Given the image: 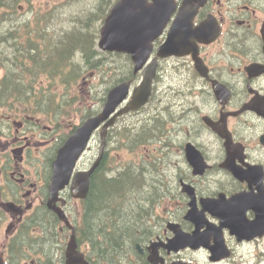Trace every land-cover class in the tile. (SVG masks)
<instances>
[{
	"label": "flooded vegetation",
	"instance_id": "1",
	"mask_svg": "<svg viewBox=\"0 0 264 264\" xmlns=\"http://www.w3.org/2000/svg\"><path fill=\"white\" fill-rule=\"evenodd\" d=\"M188 1H192L193 6L190 7ZM176 2L173 18L179 14L189 16L187 21L193 22V30H199L195 32L191 46L183 45L185 50L192 52L191 55L165 60L176 61L167 63L175 70L173 77H165L164 66L157 79L165 84L171 106L165 109L164 118L147 116L146 135H160L154 152L160 154L161 161H167L177 152L179 162L177 160L173 175L169 174V161L160 163L159 168L150 164L143 173H153L156 177H141L143 187L149 192L154 184L163 182L167 194L165 182L174 179L176 195L168 198L171 201L177 195L187 200L180 186L182 181L195 187L198 199L222 195L229 200L241 193L257 195L259 189L264 190V116H258L264 114V0ZM192 12L195 13L191 18ZM168 29L166 26L162 30L155 48L164 43ZM1 45L6 47V42ZM198 59L207 70L202 69ZM214 82L222 88H215ZM214 127L225 128L226 135H230V146L224 147V140ZM174 139L175 144L172 143ZM183 139L198 149L209 165L204 175L193 174L185 158ZM64 141L65 126L61 123L49 125L40 117L19 120L16 116H7L0 104V264H67L69 238H66L71 228L65 227V222L57 219L49 209L53 162ZM94 144L97 145L96 138L91 150ZM227 148L240 154L235 166L248 172L242 179L222 168ZM155 153L150 154L156 156ZM90 167L89 163H83L80 169ZM255 170L261 182L250 187ZM93 176L98 182L102 181L100 168ZM133 186L141 187V184L137 181ZM71 187L70 183L60 192L61 209L68 221L78 234L102 235L103 221L100 218L94 220L93 207L89 212L92 187L86 198L73 197ZM159 207L161 205L151 204L147 208L146 219L138 225V242L128 245V248H135L136 258L113 256L109 260L98 245L96 255L89 257L86 254L88 263L149 264L147 251L152 241L147 242V235H144L153 223L148 220L155 218L156 227L170 219L158 213ZM181 211L184 212V206ZM249 214L253 215V212L249 211ZM91 224L96 226L95 232H92ZM185 225L191 232V225ZM88 246L89 242L84 248ZM160 254L167 257L165 262L173 260L163 250Z\"/></svg>",
	"mask_w": 264,
	"mask_h": 264
},
{
	"label": "trees",
	"instance_id": "2",
	"mask_svg": "<svg viewBox=\"0 0 264 264\" xmlns=\"http://www.w3.org/2000/svg\"><path fill=\"white\" fill-rule=\"evenodd\" d=\"M22 1L27 3L30 9L34 8V6H32V2H30L31 0H0V18H14L15 16L11 14V9L14 8V10L16 11L18 9L17 4ZM62 13L63 12L56 13V9L53 10V8H51L50 10H46L42 7L38 10V14L33 13L34 16H32L31 18L39 19L40 21L43 20V18L50 20L57 17L60 18ZM95 18L96 14H93L92 16H89L85 24L79 21L78 25L81 24L80 26L75 28V25H73V27L71 28V32H66L65 34L61 35L59 39L57 38L58 40H56V50L61 51L66 48L67 52L65 54H70L72 58H74L75 54L80 52L82 55L84 54L86 63L89 66H91L92 68H97V66L99 67L100 62L98 65V61H94L96 53L93 50V35L90 34V29L91 27H93V19ZM40 24L41 23H39L38 26H40ZM24 27V39H27L30 45H32L33 43L35 44L36 40L33 43L31 40L35 36L32 33V24L25 23ZM47 27L48 24H42L39 27L40 30L38 36L44 37L46 35L45 33L48 32L49 27ZM46 39H49V34L47 35V37L41 39V41ZM38 49H40V52L46 53V59L49 58V63L43 64L44 60L39 53V57L35 64L39 65L40 71L43 72L45 70L52 69L53 73L57 75L56 70H54L55 68L50 64V60L52 59V57L51 53H49V50H43L39 46ZM53 57H55V55ZM69 70H71L70 79L72 82L74 81L72 79L77 78L79 74L74 69ZM108 71V73L112 72L111 80H113V82H119L125 79L129 74L127 70L125 71V68L124 70H120L119 68H117V70H112L111 67H108ZM63 76L64 73L62 74V77ZM28 91L30 92L27 93ZM19 93L21 95L27 94L28 98L30 99H36V97H38V95H36V90H22ZM136 136L137 134L135 132H131L132 138H135ZM134 178V175L132 177H125L121 183L115 181L109 182V180L107 179L103 182H98L96 178L93 179L94 182L92 184L91 197L88 202L89 212L93 207L91 215H94L93 218L95 221L98 218H100L101 222L103 221V224H101V226L103 227V231L102 235L98 236L101 239L100 242L97 240V235L91 234L89 236L90 239L95 242V246L100 245L99 247L103 248V254L105 255V258H112L113 256H124V254H126L127 252L128 245H133L132 243L138 241V238H140V236L137 235L138 225L140 224V222L146 219L145 214L147 213L148 209L139 207L138 203L127 204L126 206L128 207V211L126 212L121 211V209L115 208L118 204L119 206H123L122 202L120 201L121 199H125L124 201L128 202L129 198H133L136 195L134 189L135 187L128 186L129 183H132L134 185V182L138 181H135ZM140 184L142 187L143 184ZM142 198L143 202H145V200L149 199V196L143 193ZM114 205L116 206L114 207ZM120 221L124 222V225H121ZM91 227L92 232H95L96 226L94 224H91ZM111 228L114 230V232H106L107 229L111 231Z\"/></svg>",
	"mask_w": 264,
	"mask_h": 264
},
{
	"label": "water",
	"instance_id": "3",
	"mask_svg": "<svg viewBox=\"0 0 264 264\" xmlns=\"http://www.w3.org/2000/svg\"><path fill=\"white\" fill-rule=\"evenodd\" d=\"M174 10L171 0H120L113 6L105 24L101 30L100 47L107 51L130 53L136 62V70H139L149 55L152 34L165 25L168 16ZM128 93V84L113 89L105 105L103 113L98 118L85 124L60 151L55 164L56 175L54 182L62 187L70 177V173L86 147L92 131L114 111L117 105L123 101ZM180 232H176L175 243L183 239ZM219 250H224L220 247ZM222 253L220 257H223Z\"/></svg>",
	"mask_w": 264,
	"mask_h": 264
},
{
	"label": "rangeland",
	"instance_id": "4",
	"mask_svg": "<svg viewBox=\"0 0 264 264\" xmlns=\"http://www.w3.org/2000/svg\"><path fill=\"white\" fill-rule=\"evenodd\" d=\"M98 1L99 0H82V2L77 3L76 5H74V7L73 6H70L68 8L71 9V7H73V9H71V10L72 11H75V14L82 19V16L85 15V14H87L88 12H89V14H88L89 16H92L95 12H97L96 9L99 6ZM38 2L46 3V0H36V3H38ZM20 16H23V15L20 14ZM68 21H69V24H75V22H76L75 28L81 25V24L78 25V20L77 21H71L70 16L68 17ZM90 31L94 33V27H91ZM99 57H100V59H104L102 55H99ZM108 59L110 61L106 60L107 64H112V65H115L116 64L119 67H122L124 65V61L123 60H119V59H115V58H108ZM94 81H95V79H94ZM88 92H91V91L90 90H86V93H88ZM96 94H97V98L98 99H100V97L102 96V92L100 90L98 92H95V90L92 91L91 99L88 101L89 103H92V101H93V95L95 96ZM74 114L75 115H79L77 111ZM73 120H74L75 123H77V121L75 119H73ZM141 175H142L141 177L143 179L144 178L147 179L149 177H151V178L156 177L153 173H148V172H144ZM138 183H142L143 184V180H141L139 178L138 179ZM128 186L133 187V184L132 183H129ZM147 191H148V188L145 187L144 190H143V192H147ZM124 200L125 199H123L122 205L125 206V207H127L124 204ZM136 203H140V202L137 201ZM263 249H264V245H263ZM254 254H256V253L250 251V257H252ZM197 257H201L203 259V261L205 260L204 255H200V256H197Z\"/></svg>",
	"mask_w": 264,
	"mask_h": 264
},
{
	"label": "bare ground",
	"instance_id": "5",
	"mask_svg": "<svg viewBox=\"0 0 264 264\" xmlns=\"http://www.w3.org/2000/svg\"><path fill=\"white\" fill-rule=\"evenodd\" d=\"M163 130V129H162ZM171 147V146H170ZM170 152V151H169ZM110 182V181H109Z\"/></svg>",
	"mask_w": 264,
	"mask_h": 264
}]
</instances>
